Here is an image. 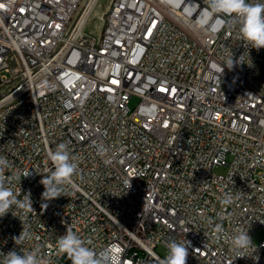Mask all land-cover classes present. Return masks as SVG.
Returning a JSON list of instances; mask_svg holds the SVG:
<instances>
[{
  "label": "built area",
  "instance_id": "built-area-1",
  "mask_svg": "<svg viewBox=\"0 0 264 264\" xmlns=\"http://www.w3.org/2000/svg\"><path fill=\"white\" fill-rule=\"evenodd\" d=\"M81 3L0 0L3 175L35 210L0 218V252L71 264L56 244L71 228L119 264H160L185 239L186 264H264V48L207 0H111L98 36L75 22ZM232 53L244 64L222 74ZM60 143L77 172L42 209ZM22 224L32 239L16 246ZM237 229L253 240L243 258Z\"/></svg>",
  "mask_w": 264,
  "mask_h": 264
},
{
  "label": "clouds",
  "instance_id": "clouds-1",
  "mask_svg": "<svg viewBox=\"0 0 264 264\" xmlns=\"http://www.w3.org/2000/svg\"><path fill=\"white\" fill-rule=\"evenodd\" d=\"M208 11L213 14H221L234 16L239 22V36L248 45L249 48H254L257 51L264 48V3L249 2V0H207ZM246 49L248 56L249 51ZM243 55L234 58V54L227 59L226 63L221 65L222 74L224 67L233 70L237 65H242ZM251 66V64H249ZM48 157L53 165V170L47 175H42L40 184L43 185L44 191L41 193V198L44 203L41 204L42 209H47L48 203L51 200L66 196L64 194V185L72 184V178L77 172L78 165L71 156L68 145L60 143L56 146L55 151H49ZM11 165L6 157L0 156V218L4 217L13 206L17 209L34 212L31 191L28 190L23 194V199H19L21 188L14 192L11 187L6 186V178L3 175L6 169ZM28 173L25 177L29 176ZM19 179V177H16ZM9 178L8 182H10ZM223 204L231 202L230 197H226L221 201ZM13 215V212H12ZM14 216V215H13ZM23 225V224H22ZM216 231L222 232L221 225H216ZM16 246L24 241L32 239V234L27 228L22 226L20 235L12 237ZM38 239V237H37ZM252 238L248 230L237 229L236 233L230 237L229 243L232 251L237 253V258H243L244 250L252 246ZM57 251L61 255H66L71 264H119L114 259L111 251H107L103 258L99 257L90 247L92 241L81 238L71 228L66 230V233L60 235L57 239ZM190 241L186 239L177 243L175 240L167 244L168 255L160 264H186L189 255ZM3 260L0 264H46L39 257L38 253L22 252L10 250L7 253L0 252ZM258 259V257H257Z\"/></svg>",
  "mask_w": 264,
  "mask_h": 264
},
{
  "label": "bare ground",
  "instance_id": "bare-ground-1",
  "mask_svg": "<svg viewBox=\"0 0 264 264\" xmlns=\"http://www.w3.org/2000/svg\"><path fill=\"white\" fill-rule=\"evenodd\" d=\"M108 6L110 5H107L106 8L103 7L102 0H90L88 6L83 11V14L79 17L77 25L81 29L89 30V28H91L89 25L93 24L91 32L98 36L103 27L102 23L104 24L105 15L109 9Z\"/></svg>",
  "mask_w": 264,
  "mask_h": 264
},
{
  "label": "rangeland",
  "instance_id": "rangeland-1",
  "mask_svg": "<svg viewBox=\"0 0 264 264\" xmlns=\"http://www.w3.org/2000/svg\"><path fill=\"white\" fill-rule=\"evenodd\" d=\"M89 1H90V0H82V3H81V5H80V7H79V9H78V11H77V13H76V15H75V22L78 21V19H79V17L81 16V14H83V11H84L85 8L88 6ZM110 2H111V0H102V5H103V7L106 8L107 5H110ZM108 8H109V6H108ZM106 11H107V10H106ZM102 25H103V23H102ZM89 27H91V28H89V30L87 29V32H89V33L92 34V35H95L93 32H91V29H93V24H92V25H89ZM101 27H102V26H101ZM94 32H95V31H94ZM95 36H96V35H95ZM10 76H11V74H9V73L6 74V77H10ZM7 85H8V84H6L4 87H7ZM138 101H139L138 98H133V99L131 100L130 106H131V107H134V106L138 103ZM217 170H218V171H225L226 168H225V167H220V168H218ZM158 251H159L161 254H166L165 249L162 248V247H159V248H158Z\"/></svg>",
  "mask_w": 264,
  "mask_h": 264
},
{
  "label": "snow or ice",
  "instance_id": "snow-or-ice-1",
  "mask_svg": "<svg viewBox=\"0 0 264 264\" xmlns=\"http://www.w3.org/2000/svg\"><path fill=\"white\" fill-rule=\"evenodd\" d=\"M0 7H3V5H0Z\"/></svg>",
  "mask_w": 264,
  "mask_h": 264
}]
</instances>
